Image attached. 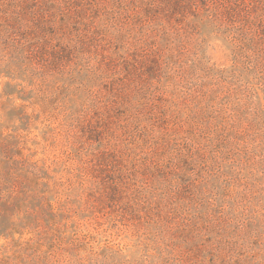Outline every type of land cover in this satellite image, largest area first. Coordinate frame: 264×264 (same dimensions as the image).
Listing matches in <instances>:
<instances>
[{"label": "rangeland", "instance_id": "374dc122", "mask_svg": "<svg viewBox=\"0 0 264 264\" xmlns=\"http://www.w3.org/2000/svg\"><path fill=\"white\" fill-rule=\"evenodd\" d=\"M0 264H264V0H0Z\"/></svg>", "mask_w": 264, "mask_h": 264}]
</instances>
